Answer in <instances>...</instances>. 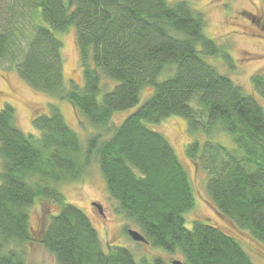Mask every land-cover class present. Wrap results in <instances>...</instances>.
<instances>
[{"label":"trees","instance_id":"16d2710c","mask_svg":"<svg viewBox=\"0 0 264 264\" xmlns=\"http://www.w3.org/2000/svg\"><path fill=\"white\" fill-rule=\"evenodd\" d=\"M30 10L38 19L13 68L32 89L66 100L97 131L82 145L51 104L48 113L33 114L35 136L17 126L10 104L0 108V264H26L13 245L26 242L43 246L57 264H168L160 257L137 262L122 246L104 250L88 216L63 200L54 186L82 178L92 161L119 212L150 246L180 253L185 264H256L253 243L264 245V109L209 61L235 67L205 35L204 14L183 0H34ZM71 26L83 85L66 88L62 42L53 31ZM12 31L0 30V59L11 56ZM251 81L264 93L262 76ZM145 89L144 101L111 125ZM169 116L183 118L195 134L185 155L206 173L217 212L247 232L249 245L205 219L186 225L194 206L189 176L166 137L145 124ZM37 199L58 207L33 231L29 207Z\"/></svg>","mask_w":264,"mask_h":264},{"label":"rangeland","instance_id":"374dc122","mask_svg":"<svg viewBox=\"0 0 264 264\" xmlns=\"http://www.w3.org/2000/svg\"><path fill=\"white\" fill-rule=\"evenodd\" d=\"M16 1L18 3L13 0H1L0 2V30L5 31L11 28L14 31H12L11 56L0 59V108L4 104H10L15 110L17 126L25 133L38 136L39 131L33 127L31 118L36 112L48 113L50 105L54 104L58 107L67 125L78 134L84 145L87 136L96 132L97 128L78 115L66 100L32 89L13 68L12 61L15 59L20 61L22 58L26 41L34 29L35 20L38 19L30 15L34 0ZM183 1L204 14L206 18L205 35L215 39L217 44L231 55L235 67L229 69L219 59L210 58L209 61L223 74L228 75L246 93L253 94L264 109V93L257 91L251 81L254 74H259L264 79V2L261 0ZM53 32L62 42L63 75L66 88L71 86V82L81 87L83 75L79 63L75 27H68L63 32ZM148 91L149 89L143 90L136 106L116 111L110 120L111 125L116 126L138 107L144 101ZM145 124L166 137L189 176L194 206L184 214L186 225L190 226L193 220L205 219L210 224L217 225L225 232L237 237L243 246L249 245L247 232L239 230L217 212L205 188L206 173L197 169L185 155L184 150L187 143L195 136L188 132L185 120L181 117L169 116L158 123L145 122ZM197 136L201 138L203 134L197 133ZM220 138L228 145L229 140L226 137ZM54 187L60 192L65 202L80 208L88 216L99 234L104 250L112 249L114 246L126 247L133 253L137 262L144 257L148 260L160 257L168 264L174 259L183 261L178 252L166 253L147 243L131 239L127 230L132 229L138 232L140 230L119 212L116 201L106 191L105 182L95 161H92L82 178L65 181ZM91 202L99 204L101 210ZM57 207V203L52 201L35 200L29 207L31 230H38L41 226V218L50 211L55 212ZM13 245L21 250L26 264H57L53 255L36 242ZM253 245L254 248L258 246L250 252L251 259L256 264H264V245L256 243Z\"/></svg>","mask_w":264,"mask_h":264},{"label":"water","instance_id":"95a60500","mask_svg":"<svg viewBox=\"0 0 264 264\" xmlns=\"http://www.w3.org/2000/svg\"><path fill=\"white\" fill-rule=\"evenodd\" d=\"M91 204L95 205L99 210H101V206L99 204H97L95 202H92ZM127 233L131 237L132 240L146 243L144 236L140 232H138L137 230L128 229ZM170 264H185V263L181 260L174 259L171 261Z\"/></svg>","mask_w":264,"mask_h":264}]
</instances>
